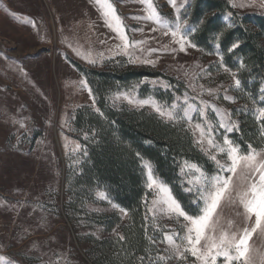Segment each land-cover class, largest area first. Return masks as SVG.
Listing matches in <instances>:
<instances>
[{"label":"rangeland","instance_id":"1","mask_svg":"<svg viewBox=\"0 0 264 264\" xmlns=\"http://www.w3.org/2000/svg\"><path fill=\"white\" fill-rule=\"evenodd\" d=\"M229 1L232 5H250L234 7L242 13L264 14L262 0ZM112 3L123 20L129 41H146L141 46L145 51L136 50L134 57L155 60V66L131 63L123 54L113 55L110 50L119 41L93 0H0V264H90L86 251L92 248L91 239L107 237L94 218H81L80 225L74 226L62 203L65 158L79 149L71 129L72 119L79 110L96 107L92 92H88L90 87L88 83L87 88L81 84L86 79L75 64L89 70L109 66L149 69L183 81L190 91L188 103L200 107L201 101H205L209 105L203 118L193 112L192 121H187L195 139L199 135L195 124L211 123L219 141L216 127L222 128L211 105L230 113L232 102L223 97L231 98L232 81L222 83L217 75L206 72L216 58L191 47L187 53L158 51L149 55V48L178 46L172 45L171 37L162 31L152 32L157 26L151 21L137 19L144 17L146 3ZM152 4L162 17L171 20L178 14L181 19L188 0H176L175 8L169 0H152ZM99 53L104 54L103 59ZM89 59H96L97 63H89ZM209 88L217 95H208ZM124 94L143 100L134 93H121L116 97L119 103L156 113L148 106L129 104ZM209 114L214 115L217 124L210 121ZM230 120L233 122L231 116ZM222 155L217 159H222ZM97 199L90 206L97 219L117 212L122 224L127 222V215L118 208L107 205L109 202L100 195ZM152 199L153 196L149 208ZM223 216L225 220L234 219L230 207L224 208ZM155 221L159 232H181L180 224L174 220L156 217ZM114 234L118 235V231ZM250 244L253 256L261 254L256 264H262L264 238L254 235ZM167 247L161 242L158 255H167ZM159 256L158 262L163 264H194L190 255L185 260L165 261L159 260ZM221 261L218 259L217 264Z\"/></svg>","mask_w":264,"mask_h":264},{"label":"trees","instance_id":"2","mask_svg":"<svg viewBox=\"0 0 264 264\" xmlns=\"http://www.w3.org/2000/svg\"><path fill=\"white\" fill-rule=\"evenodd\" d=\"M181 19L185 27L194 29L188 39L196 49L216 58L206 72L217 75L222 83L232 81L229 91L234 102L229 107L237 127L232 132L216 127L217 138L222 141L227 135L242 153L249 144L263 148L264 120L255 119V113L264 107V14L242 13L229 0H188ZM233 44L239 46L233 48ZM75 65L85 77L96 107L79 110L71 122L79 149L65 158V214L76 227L81 218H94L106 233L107 237L91 239L92 248L86 251L90 264H163L157 258L163 233L148 211L152 196L145 186L143 161L171 187L189 214H195V193L185 191L188 185L181 174L183 162L198 164L208 175L216 173V164L195 143L180 108L177 119L169 121L148 109H132L116 97L134 93L166 107L173 103L184 106L182 100L188 97L189 88L159 71L112 66L89 70ZM235 79L241 81L238 89ZM160 82L171 87L165 89ZM209 119L217 124L214 115L209 114ZM101 192L107 197V205L126 210V223L122 224L117 212L96 218L90 206ZM115 231L118 235H113Z\"/></svg>","mask_w":264,"mask_h":264},{"label":"snow or ice","instance_id":"3","mask_svg":"<svg viewBox=\"0 0 264 264\" xmlns=\"http://www.w3.org/2000/svg\"><path fill=\"white\" fill-rule=\"evenodd\" d=\"M93 2L106 26L116 34L114 38L119 41L115 49L110 50L113 55L123 54L128 56L131 63L139 62L155 66V60L134 57L133 53L136 50L141 53L145 51L141 46L146 41H129L123 20L117 13L112 0H93ZM141 3L147 4V10L144 17L137 19L151 21L157 26L151 29L152 32L162 31L163 35L171 37L172 45L178 46L165 45L161 49L149 48L147 49L149 55L158 51L187 53L189 47L196 48V45L188 39L189 33L194 29L185 27V23L181 21L178 14L169 20L156 11L152 0H141ZM169 3L172 7H176V0H169ZM232 6L243 8L250 5L233 3ZM262 6H264V0H262ZM178 12L179 9H177ZM33 27H35L34 23ZM140 31L143 30L140 29ZM238 46V44H233L232 47ZM85 58L87 59V57ZM99 58L103 59L104 54L99 53ZM88 62L95 64L97 60L89 59ZM224 71L228 72L229 69L225 67ZM185 75L189 74L186 72ZM232 75L235 77L234 73ZM160 83L165 89L171 87L166 82ZM234 83L237 89L241 85L239 79H235ZM81 84L87 88L86 80H82ZM189 86L191 87V85ZM200 87L203 88V85ZM206 91L210 96L217 95V92L211 88ZM88 92L91 94L90 88H88ZM223 98L234 102L227 95ZM124 99L129 104L148 106L160 117L169 121L177 119L179 115L176 112L177 108H180L183 113L181 118L191 122L193 112L203 118L205 110L209 107L205 101H201V106L197 107L188 103L187 98L184 100V106L173 103L168 107H162L151 97L136 100L124 94ZM211 108L219 121L218 126L225 132H232L237 127L231 122L230 113L222 112L215 105H211ZM255 119L264 120V107L256 111ZM195 129L199 133L195 143L201 151L208 155L209 159L215 162L217 168L214 175H208L196 163L184 161L181 166L182 177L188 185L185 191L195 193V199L192 201L195 214H189L181 206V203L173 195L171 187L154 174L149 162L143 161L142 164L146 189L153 196L148 211L154 220L156 217L167 218L176 221L181 227V232L163 233L161 242L168 246L167 255H160L159 260L165 261L173 258L185 260L187 255H190L194 258V264H217L218 259H222V264H256V260L261 254L257 253L256 256H253L250 241L254 235L264 238V148H253L249 144L247 150L242 153L239 145L230 140L227 135L221 138L222 142L217 141L211 123L204 125L196 123ZM78 147L79 145H77ZM220 154H223L222 159H217ZM99 195L102 199L107 198L103 192ZM145 203L147 204L148 201ZM113 207L118 206L113 205ZM225 207L232 209L234 219H224L223 210ZM119 210L126 215L125 209Z\"/></svg>","mask_w":264,"mask_h":264}]
</instances>
